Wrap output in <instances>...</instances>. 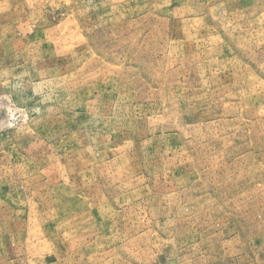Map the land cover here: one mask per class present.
Here are the masks:
<instances>
[{
	"label": "rangeland",
	"instance_id": "374dc122",
	"mask_svg": "<svg viewBox=\"0 0 264 264\" xmlns=\"http://www.w3.org/2000/svg\"><path fill=\"white\" fill-rule=\"evenodd\" d=\"M0 264H264V0H0Z\"/></svg>",
	"mask_w": 264,
	"mask_h": 264
}]
</instances>
